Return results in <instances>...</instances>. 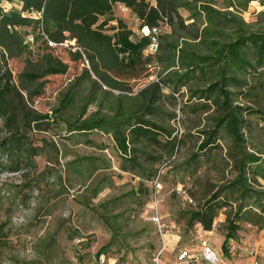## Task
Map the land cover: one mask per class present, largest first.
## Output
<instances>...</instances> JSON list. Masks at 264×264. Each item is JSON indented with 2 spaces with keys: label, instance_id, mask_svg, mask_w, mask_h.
<instances>
[{
  "label": "trees",
  "instance_id": "obj_1",
  "mask_svg": "<svg viewBox=\"0 0 264 264\" xmlns=\"http://www.w3.org/2000/svg\"><path fill=\"white\" fill-rule=\"evenodd\" d=\"M14 1L19 11L6 12L1 3ZM256 1L263 9L246 21L243 13ZM116 4L131 11L139 29L148 33L137 35L114 17ZM22 27H29L32 35L22 34ZM33 34L39 36V46L45 51L35 64L27 63L29 70L19 73L15 83L6 60L34 45L38 39ZM152 38L157 46L154 51L149 50ZM58 48L68 53L69 61L81 65L82 74L70 80L51 114L34 113L26 103L40 97L42 83L33 90L29 84L68 74L54 53ZM0 50V120L10 135L2 146L8 151L15 152L22 143L16 135L18 126L41 132L42 123H53L57 115L74 106L81 96L76 88L88 82L79 115L65 125L71 134H112L130 167L135 168L141 157L163 164L179 150L182 135L173 129L177 101L182 104L181 112L189 109L204 115L198 117L205 124L198 131L200 152L207 147L221 150L226 139L230 140L222 161L226 167L233 162L229 167L236 177L225 189L226 199L220 198L222 190L213 194L189 218L190 224L212 231L217 212L236 202L229 195L239 191L241 198L245 196L244 201L237 199L235 218H227L223 247L229 237L235 238L246 197L252 201L250 206H256L259 196H264L246 189L250 180L264 181V154L249 151L247 144L257 127L264 132V0H154V4L149 0H0ZM89 64L95 79L90 77ZM140 76L149 79L132 96L112 97L107 107L111 115L103 114L104 102L98 103L97 98L111 96L102 88L105 79L117 83ZM185 95L186 100L180 101ZM90 104L96 111L81 120ZM148 150L156 156H147ZM0 233L3 247L6 235Z\"/></svg>",
  "mask_w": 264,
  "mask_h": 264
},
{
  "label": "rangeland",
  "instance_id": "obj_2",
  "mask_svg": "<svg viewBox=\"0 0 264 264\" xmlns=\"http://www.w3.org/2000/svg\"><path fill=\"white\" fill-rule=\"evenodd\" d=\"M149 1L154 4V0ZM1 4L6 12L20 9L16 1ZM262 9L256 1L249 5L243 18L251 21ZM113 16L137 35L148 33L139 29L136 16L121 4L114 6ZM20 31L32 35L29 27H22ZM33 35L38 39L34 45L6 60L15 83L19 73L29 70L27 63L35 64L37 56L45 51L39 46V36ZM54 53L61 57L68 74L29 84L33 90L42 83L40 97L26 103L27 109L34 113L51 114L70 80L82 74L81 65L69 61L67 52L58 48ZM88 69L90 77L95 79L90 64ZM147 78L120 79L117 83L105 79L102 88L111 96L97 98L98 103L104 102L102 113L111 115L107 107L112 97L132 96ZM86 85L88 82L80 83L76 88L81 96L74 106L57 115L53 123H42L41 132L25 131L18 126L16 135L22 137V143L15 152L2 146V141L10 135L0 120V232L6 235L5 245L0 247V264H101L100 257L103 264H154L149 245L161 248L162 244L156 225L150 221L155 204L160 223L167 230L161 261L173 264L178 250H198L204 239L222 260H230L222 243L227 233V218H235L237 199L241 198L239 191L229 195L235 204L217 212L212 231L189 223L190 213L211 200L213 194L222 190L220 198L226 199L225 189L236 177L234 168L229 167L233 162L229 161L226 167L222 161V158L226 160L230 140L226 139L221 150L209 151L207 147L200 152L197 147L202 138L198 131L205 129V124L198 117L202 119L204 115L198 116L189 109L181 112L182 104L177 101L173 129L178 136L182 135L179 150L163 164H153L148 157H141L138 165L131 168L116 148L112 134L69 133L65 121L79 115L88 92ZM179 99L185 101L186 95ZM86 110L81 120L87 119L96 107L90 104ZM258 128L247 143L248 149L264 154V132ZM145 153L156 156L151 150ZM155 181L160 188L154 185ZM250 182L247 190L255 195L264 193V181L258 178ZM259 198L256 206H250L252 201L246 197L245 207L236 221L235 239L242 243L264 242L261 201L264 196ZM246 224L252 229L246 228ZM239 259L242 260L241 251L234 260Z\"/></svg>",
  "mask_w": 264,
  "mask_h": 264
},
{
  "label": "built area",
  "instance_id": "obj_3",
  "mask_svg": "<svg viewBox=\"0 0 264 264\" xmlns=\"http://www.w3.org/2000/svg\"><path fill=\"white\" fill-rule=\"evenodd\" d=\"M255 3V2H253ZM252 3V4H253ZM156 33V31L154 30ZM156 40L152 38V44L149 47L150 51H154L156 49ZM262 125V124H261ZM264 128V125H263ZM156 186L160 188V185L154 182ZM262 204L264 207V198L262 199ZM153 216H151L150 221L156 225V230L158 231L161 237V248L157 251L155 256L153 257L152 262L154 264H166L161 261L163 253L166 249L165 246V236H166V227L160 223V219L157 215L156 204L152 207ZM264 214V213H263ZM248 229H252L250 224H246L245 226ZM200 247L198 250L196 249H181L178 250L174 256L173 264H235L234 259L237 255L238 251L242 252V259H248L250 264H264V242L258 245H252L250 243H242L235 238L229 237L225 241V252L228 255V261H224L215 251L214 247L210 245V243L204 239L199 243ZM100 263L103 264V258L100 257Z\"/></svg>",
  "mask_w": 264,
  "mask_h": 264
},
{
  "label": "crops",
  "instance_id": "obj_4",
  "mask_svg": "<svg viewBox=\"0 0 264 264\" xmlns=\"http://www.w3.org/2000/svg\"><path fill=\"white\" fill-rule=\"evenodd\" d=\"M208 233H210V232H208ZM159 248H157V247H155L153 245H149L148 251L152 253L151 254V257H152L151 261L153 260V257L155 256V254L159 250ZM234 262H235V264H249V260L248 259H242V260L239 259V261L238 260H236V261L234 260Z\"/></svg>",
  "mask_w": 264,
  "mask_h": 264
}]
</instances>
